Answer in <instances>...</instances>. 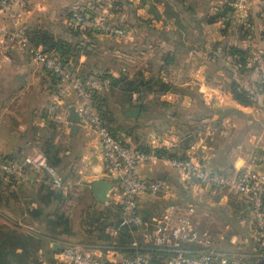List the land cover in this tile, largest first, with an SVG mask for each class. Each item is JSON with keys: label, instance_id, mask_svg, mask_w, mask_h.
Wrapping results in <instances>:
<instances>
[{"label": "crops", "instance_id": "crops-1", "mask_svg": "<svg viewBox=\"0 0 264 264\" xmlns=\"http://www.w3.org/2000/svg\"><path fill=\"white\" fill-rule=\"evenodd\" d=\"M234 2L235 0H28L21 28L25 33L47 29L57 38L63 39V28L58 26L57 29L53 18L58 16L63 19L68 12L79 9L105 16L113 26L126 28L125 39L116 41L107 38L110 40L111 56L116 61L122 55H137L145 64L138 76L143 75L145 78L152 73V66L158 65L156 78L167 84L170 91L162 92L154 87L149 94L162 107L160 114L165 111L163 117L153 114L149 103L143 104L145 110L141 109L137 120L127 117L128 109L141 108L135 104L137 99L143 102L139 94L134 93L131 98L121 95L113 98L115 100L110 98L111 120L108 126L113 136L136 151L167 149L176 158L194 159L213 172L231 170L236 173L243 169L249 156L257 150H264V90L256 65L257 56L264 57V4H249L245 23L241 17L233 15ZM46 5L54 12L47 14ZM227 5L233 8L229 26L224 20L210 24V18ZM121 45L128 47L125 53L121 51ZM232 48L246 53L245 65L238 61L239 58L230 55ZM75 61L76 66L86 73L98 72L91 67L92 59L86 55L81 54ZM121 74L120 72L119 75ZM110 75L119 77L111 67ZM128 77L130 79L129 74ZM20 78H23L24 83ZM233 83L247 93L253 104L234 100L231 94ZM54 90L53 79L41 66L31 61L28 52H20L14 45L0 38V157H13L17 163L27 156L43 152L52 159L50 150L53 148L63 162L55 168L61 178L66 179L64 174L62 176L65 168H74L73 175L77 180L74 184L86 187L96 198L90 185L97 180L108 181L100 143L85 126L75 127L68 122L69 108L75 107L77 103L74 92L64 98L56 117L48 115ZM163 103L169 107L164 108ZM170 110L173 112L170 113ZM183 113L187 115L183 116ZM167 119L172 122L166 126V131L157 136L150 134L149 137H141L136 134L135 126L139 123L151 128L160 127L161 122ZM201 128L205 131L212 128L215 133L201 137L198 131ZM192 138V144L188 147ZM204 141L212 147L202 148ZM221 144L235 146L240 151L229 160V150L221 151L218 148ZM244 146L250 147V150H241ZM258 169L264 173V164ZM138 174L143 180L165 183L169 188L165 198H176L173 193L181 190V185L199 194L211 191L194 180L187 182V185L193 182V187L187 186L181 181L176 169L162 163L143 164L138 168ZM0 189L4 192L2 195L6 201L0 206V226L5 225L11 229L16 226V230L26 236L42 233L44 230L42 222L31 215L42 200L52 190L60 194V198H64L67 193L66 187L60 191L52 187L44 188L39 184H16ZM143 198L140 203L142 208H146ZM225 200L221 198L220 201L209 203L208 211L211 212L213 206L226 208ZM113 204H121L115 186L108 194V201L102 206L105 209ZM248 205L251 211L250 202ZM80 228L81 225L78 229L81 230ZM108 233L118 237L119 229L113 228ZM96 247L88 244L82 246L105 262L120 261L125 257L113 249L111 251L110 248ZM59 249L57 242L45 244L37 254L38 264H59L55 253ZM244 256V260L237 258L241 261L240 264H261L260 255L254 248ZM30 264L35 263L32 261Z\"/></svg>", "mask_w": 264, "mask_h": 264}, {"label": "built area", "instance_id": "built-area-1", "mask_svg": "<svg viewBox=\"0 0 264 264\" xmlns=\"http://www.w3.org/2000/svg\"><path fill=\"white\" fill-rule=\"evenodd\" d=\"M264 0H235L234 14L247 22L248 5ZM28 9V0H0V38L14 45L20 52H28L31 61L55 82V90L48 106V115L53 118L59 113L64 98L74 92L76 111L84 126L99 141L105 177L119 192L121 198L120 229H127L133 238L132 248L138 250L140 243L153 245L163 253V264H240V261L217 250L196 248L202 246V233L197 230L193 205H169L160 219L145 222L141 214L140 199L146 195L168 194L165 183L147 181L140 178L138 168L143 164L162 163L176 169L181 181L186 184L196 181L207 190L228 191L233 197L246 198L250 202L255 219L254 235L264 264V173L258 168L264 164V150H257L249 156L241 171L233 176L206 169L194 159L180 161L158 155L154 151H136L117 140L94 106V95L111 88L107 77L82 75L79 68L64 66L53 53L42 47H34L21 23ZM108 19L92 12H76L68 20L74 31L97 38L119 39L127 35L126 28H118L108 23ZM256 64L260 72V83L264 90V57L257 56ZM136 105L142 102L137 99ZM0 175L13 180L18 185L46 184L55 190H63L65 182L57 170L50 166L46 155L38 152L25 157L21 162H11L0 157ZM139 252V251H138ZM136 253L120 261L105 262L93 256L82 254L76 247H65L56 254L59 264H151L148 253Z\"/></svg>", "mask_w": 264, "mask_h": 264}, {"label": "trees", "instance_id": "trees-1", "mask_svg": "<svg viewBox=\"0 0 264 264\" xmlns=\"http://www.w3.org/2000/svg\"><path fill=\"white\" fill-rule=\"evenodd\" d=\"M144 1V0H142ZM76 12H82L83 14H88L90 11L88 10H80ZM74 12V13H76ZM71 14L70 18L74 15ZM233 14V8L231 6H224V8L218 11L215 15H213L209 23L215 24L219 21L224 20V23L229 26L230 24V15ZM69 18V19H70ZM113 25L112 23L108 22ZM69 27V26H68ZM70 32L78 36L79 34H83L77 31H74L72 28H68ZM244 29L245 28H241ZM24 31V30H23ZM25 32V31H24ZM29 37L31 44L34 47H42L46 52L55 54L62 65L64 66H73L74 68H78L76 66L75 59L78 58L81 54L90 56L89 52L86 51L90 45L84 47V42L72 43L71 41L63 40L57 38L53 33H51L47 29L41 30H33L26 33ZM89 37L95 38V36L88 35ZM92 46V45H91ZM230 55L232 57L239 58L241 64L245 65L244 61L246 53L243 50H239L236 48H232L230 50ZM81 73L85 77L91 76H99V77H107L111 80V88L103 93L94 95V106L96 111L102 117L105 125L109 128L110 123V108L108 100L109 93H115L121 96H127L131 98L132 94L136 93L142 98V95L151 94L153 92L154 87L159 88L162 92H169L170 88L167 84L162 81H155L152 85L149 81H144L142 78L141 84L140 82H136L135 80L129 79V77L121 74L119 77H112L107 72L100 73H86L81 70ZM99 72V71H98ZM123 75V76H122ZM143 75H141L142 77ZM141 81V80H140ZM152 81V80H151ZM153 82V81H152ZM144 87V90H142ZM146 87V89H145ZM118 92V93H117ZM231 94L235 101L243 102L248 105L253 104L252 101L248 98L247 93L240 89V87L233 83L231 86ZM143 102L139 107L145 110V105L143 106ZM164 108H168L169 106L165 103L162 104ZM178 130L181 131L180 128ZM112 132V131H111ZM187 137V136H186ZM193 138L190 142H188V147L191 146ZM184 147V144L181 145ZM153 150H146L145 152H150ZM154 152L158 155L166 156L168 158L177 159L180 161H185L184 157L176 158L174 154H171L167 149H155ZM50 154L52 155V159L47 157L50 166L53 168H57L62 165V159L57 154L56 150L52 148L50 150ZM2 158V157H1ZM3 160H8L14 162L13 157H4ZM224 174V173H221ZM227 175V174H224ZM12 185H16V183L7 179L5 176L0 175V188L1 187H10ZM44 188H50L49 185L39 184ZM21 186V185H20ZM33 186V185H31ZM2 190L0 189V206L5 204V200L3 199ZM91 195V198L95 202L93 205L95 208H89L90 214L85 218V222H82L81 230H79L78 234L85 235L83 238L88 239L86 242L83 238L77 239V235L75 234V228L73 227L72 221L70 218L65 216L60 212V205L63 201V198H58L57 193L55 191H51L49 196L44 198L40 206L37 209L31 212V215L36 219L42 222L44 225V230L42 233H32V234H21L18 230L11 229L8 226L2 225L0 226V264H30L34 261L35 264H38L37 254L39 250H41L45 244H50L52 242H57L60 245V249L65 247H80L83 245H91L97 247H105L107 249L110 248L115 252L122 253L125 257L133 256L138 251V253H148L151 258V264H163V256L164 254L159 252L153 245L145 244L142 241V238L139 237V249L136 250L132 248L133 238L127 229H120V220H121V204H113L110 205V208H105L101 203L97 202V199ZM141 200V199H140ZM8 204V202H7ZM141 205V203H140ZM6 206V205H5ZM141 205V214L145 222H149L148 220L154 216L155 212L151 210V212L144 210ZM152 213V214H151ZM84 224V225H83ZM119 229L118 237H114L108 232L112 229ZM87 229V230H84ZM85 231V232H84ZM74 238V239H73ZM96 247V248H97ZM83 249V248H82ZM58 250V251H59ZM104 250V249H103ZM58 251H55L57 253ZM258 251V250H257ZM261 252L258 251V255Z\"/></svg>", "mask_w": 264, "mask_h": 264}, {"label": "rangeland", "instance_id": "rangeland-1", "mask_svg": "<svg viewBox=\"0 0 264 264\" xmlns=\"http://www.w3.org/2000/svg\"><path fill=\"white\" fill-rule=\"evenodd\" d=\"M80 10L82 9H79L77 11ZM45 12L47 14H51L54 11L49 8L48 5H46ZM74 12L76 11L73 10L71 12H68L67 14H65V17H63V19H59L58 16V19L53 18L56 22L55 27L57 29H59V27L63 28V40L68 39L72 43L84 42V47L90 45V47H88L86 51L89 52V57L92 59L91 67L99 71L96 72V74L100 72H107L110 74L111 67L114 70L115 74L119 75V73L121 72L124 76L127 77L129 74L131 80L140 82V84L141 82H143L142 78L144 79V81L147 80L151 82L152 85L155 81H161L159 78H156V72L159 69L158 65L154 64L152 66V73L149 74L147 78H145L146 76H138L139 71L141 70L142 66H145V64L143 61H141V59L137 57V55H122L118 60L115 61L110 53L109 39H98L97 37L92 38L85 34H79L78 36H76L75 34L70 32V30L68 29V20L70 18V15ZM126 37L127 35L114 40L120 41L122 39H125ZM122 46L123 45H121V51L123 50V53H125L128 47ZM135 74H137V76H134ZM132 75L134 77H132ZM142 90H144V87H142ZM108 97L109 99L111 98L112 100H115L113 98H117L118 95L115 93H109ZM141 99L144 104L149 103V107L153 108V114L161 115L160 112L161 110L163 111L162 107L159 104H156V101L154 99L152 100L149 94L145 93L144 95H142ZM164 112L161 115L162 117L164 115ZM172 112L173 110L170 113ZM182 115L186 116L187 114L183 113ZM170 122H172V120L167 119V121L165 120L161 122L162 125H160V127L152 128L143 126L144 123H139V125L135 126L136 134H139L141 137L142 135L149 137L150 134H154L155 136H157V134L159 135L160 133L166 131L165 128ZM198 131H200L199 136L201 137L208 135L212 136V134L215 133V131H212V128L206 129V131L204 128H201V130ZM211 147L204 141V145L202 146V148L210 149ZM218 148H220V150L223 152L229 150V160L233 159L234 156L238 154V151H240L239 148H235V146H230L229 144H221L218 146ZM241 150H247L248 152L250 150V147L246 148L244 146ZM63 172L64 173H62V176L64 174L66 176V179L69 180H66L64 178L67 193L64 195L63 201L61 202L60 212L71 219L73 227L75 228V234L77 235V239H82L85 235L78 234V228L82 224L81 220L83 222H85V218L87 220L86 216L90 214V211H93L89 208L93 207L95 209H98V207L93 206L95 202L91 198V195L86 187L74 184L75 181H77L75 179V176L73 175L74 168H65ZM218 172L227 174L229 176H233L235 174V172H232L231 170H220ZM192 184L193 182H190V185H187L186 183V185L189 187H193ZM181 186V190L173 193V195H176V198H165V194L163 193L158 195L149 194L144 196L143 200L145 202V205L147 206L144 210L149 212H151L152 210L153 212H155L154 216H152V218L148 220V223H151L153 218L160 219L163 216L168 205H170L171 203L174 204V202H176L182 206L193 205L196 208L195 222L197 230L200 231L202 235H204V237L202 236L201 238L203 245L197 246L196 248L217 250L224 254H227L228 256L236 257L241 260H244V258H246L244 255L249 253L253 248L259 251L254 235V217L253 214H251L248 205V199L245 200L243 198L233 197L228 191L224 190H211L209 192L204 191L199 194V192H194L193 189H185L183 185ZM221 198L226 199V208L221 206H213L214 209L209 212V203L213 202L214 200L220 201ZM76 248L84 255L93 256L90 252L85 249H82L80 247Z\"/></svg>", "mask_w": 264, "mask_h": 264}, {"label": "water", "instance_id": "water-1", "mask_svg": "<svg viewBox=\"0 0 264 264\" xmlns=\"http://www.w3.org/2000/svg\"><path fill=\"white\" fill-rule=\"evenodd\" d=\"M20 81L24 83L23 78H20ZM141 111H142L141 108L128 109L126 115L129 118L137 120L141 114ZM68 122L74 125L75 127L78 125L84 126L74 106L69 108ZM114 184H115L114 181L109 182V181L97 180L90 185L99 203L105 204L108 201V194L111 192ZM57 197L60 198V194H57Z\"/></svg>", "mask_w": 264, "mask_h": 264}]
</instances>
